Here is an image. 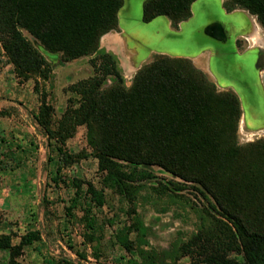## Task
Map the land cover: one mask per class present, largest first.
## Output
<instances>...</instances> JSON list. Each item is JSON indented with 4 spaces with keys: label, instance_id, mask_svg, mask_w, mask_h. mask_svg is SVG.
Returning a JSON list of instances; mask_svg holds the SVG:
<instances>
[{
    "label": "trees",
    "instance_id": "16d2710c",
    "mask_svg": "<svg viewBox=\"0 0 264 264\" xmlns=\"http://www.w3.org/2000/svg\"><path fill=\"white\" fill-rule=\"evenodd\" d=\"M195 1L144 0L142 19L149 22L164 15L177 30L192 16ZM123 4L124 0H0V43L19 82L48 80L52 73L47 57L25 31L63 61L88 56L93 68L91 75L69 85L71 95L57 119L46 94L40 93L37 123L61 146L84 126L99 170L125 197L133 196L137 183L154 177L151 166L182 180H170L172 190L168 184L153 186L159 194L177 193L191 183L208 201L199 229L180 246L194 264H264V139L239 141L240 96L231 88L220 89L191 58L153 53L128 84L117 56L100 46L103 35L119 28ZM223 7L245 9L264 28V0H224ZM34 89L39 91L37 83ZM73 202L68 211L77 198ZM88 221L93 228L94 218ZM134 227L136 240L129 238L134 231L129 228L116 234L123 249L139 252V260L134 256L129 262L159 264L143 248L148 227L140 216ZM40 239L38 231H28L13 244L12 234H2L0 247L9 249L13 261ZM45 262L72 264L55 257Z\"/></svg>",
    "mask_w": 264,
    "mask_h": 264
},
{
    "label": "rangeland",
    "instance_id": "374dc122",
    "mask_svg": "<svg viewBox=\"0 0 264 264\" xmlns=\"http://www.w3.org/2000/svg\"><path fill=\"white\" fill-rule=\"evenodd\" d=\"M206 1L211 21L226 39L207 35L206 13L193 23L200 24L203 34L184 28L176 37L173 28L141 22L142 11L134 3L130 23L134 27L128 25L125 32L129 47L137 51L136 64L141 66L156 52L191 58L220 89L231 88L240 96L239 141L264 139V67L258 65L264 54V28L245 9L227 11L224 0ZM25 34L45 54L52 73L48 80L35 77L19 82L0 43V235L12 234L13 244L28 231H38L41 239L25 246L13 261L9 249L0 247V264H46L49 257L72 264H131L134 256L139 260V252L123 249L116 234H125L129 228L134 230L129 238L136 240V216L148 227L143 248L159 264H194L189 255H182L180 246L199 229L208 201L191 183L177 193H157L153 186L171 187L170 180H181L159 166L149 167L154 177L137 183L133 196L125 197L99 170L84 126L65 145L49 139L35 117L40 93L46 94L57 119L71 95L69 85L91 75L93 68L88 56L63 61L59 53L46 51L36 38ZM114 54L129 84L134 74L126 72L127 62ZM75 198L76 206L68 211ZM91 216L93 228L88 221Z\"/></svg>",
    "mask_w": 264,
    "mask_h": 264
},
{
    "label": "crops",
    "instance_id": "0c3cea01",
    "mask_svg": "<svg viewBox=\"0 0 264 264\" xmlns=\"http://www.w3.org/2000/svg\"><path fill=\"white\" fill-rule=\"evenodd\" d=\"M143 2L144 0H124L122 8L119 10V28L117 30H111L107 32L105 35L102 36L100 41L101 47H104L106 50L119 54L122 60L127 62V64H125L127 65L126 72H128L129 74H134L140 65L139 63L136 64L137 57L135 56V54L137 51L135 50V48L129 47V41L125 30L126 28H128V25L131 26V28L134 27L133 24L130 25L133 20L131 8L133 7L134 3H136L138 7L140 6V10L142 11L143 16ZM210 8V4H207L206 0H196L192 5V16L188 20L182 21L179 24V28L174 31L177 32L178 35L174 36H181V33H183L184 28H196V30L200 31L199 34H203L204 30H202L203 28H199L200 24L193 25V23L196 19L202 18V13H206V23L204 24L205 28L206 24L211 22V14H209ZM141 22L152 24V26L156 23L157 26L155 28H158V26H161V28H172L170 20L164 15L157 16L149 22H144L141 17Z\"/></svg>",
    "mask_w": 264,
    "mask_h": 264
},
{
    "label": "water",
    "instance_id": "95a60500",
    "mask_svg": "<svg viewBox=\"0 0 264 264\" xmlns=\"http://www.w3.org/2000/svg\"><path fill=\"white\" fill-rule=\"evenodd\" d=\"M215 35H217V37L219 39H222V38L226 39L224 32L222 31V29L220 27L218 28V26H217V28H215ZM261 59L262 60L260 62L258 61V65H261L264 67V54H263V56H261Z\"/></svg>",
    "mask_w": 264,
    "mask_h": 264
},
{
    "label": "flooded vegetation",
    "instance_id": "af4514ba",
    "mask_svg": "<svg viewBox=\"0 0 264 264\" xmlns=\"http://www.w3.org/2000/svg\"><path fill=\"white\" fill-rule=\"evenodd\" d=\"M214 22H209L208 24H206V26H205V29H206V31H207V35H209V33H211V35H215V27L218 25L217 23L216 24H213ZM211 24V25H210ZM215 25V26H214ZM217 28V27H216ZM211 35H209V36H211Z\"/></svg>",
    "mask_w": 264,
    "mask_h": 264
},
{
    "label": "bare ground",
    "instance_id": "6f19581e",
    "mask_svg": "<svg viewBox=\"0 0 264 264\" xmlns=\"http://www.w3.org/2000/svg\"><path fill=\"white\" fill-rule=\"evenodd\" d=\"M239 22H240V21H239ZM242 23H243V21H242ZM255 31H256V30H255ZM254 35H255V38H256V39L259 38V34H258V33H255ZM252 36H253V35H252ZM253 40H254V39H253ZM257 44H258V43H257ZM253 45H254V44H253ZM130 73H131V71H130Z\"/></svg>",
    "mask_w": 264,
    "mask_h": 264
}]
</instances>
